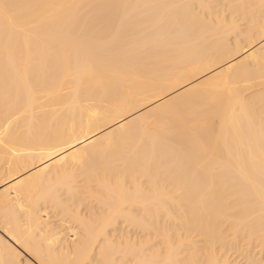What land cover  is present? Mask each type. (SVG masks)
Instances as JSON below:
<instances>
[{
	"label": "bare ground",
	"instance_id": "bare-ground-1",
	"mask_svg": "<svg viewBox=\"0 0 264 264\" xmlns=\"http://www.w3.org/2000/svg\"><path fill=\"white\" fill-rule=\"evenodd\" d=\"M0 264H264V0H0Z\"/></svg>",
	"mask_w": 264,
	"mask_h": 264
}]
</instances>
